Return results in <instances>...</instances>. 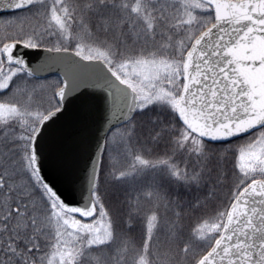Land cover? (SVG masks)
I'll list each match as a JSON object with an SVG mask.
<instances>
[{
    "label": "snow or ice",
    "instance_id": "snow-or-ice-1",
    "mask_svg": "<svg viewBox=\"0 0 264 264\" xmlns=\"http://www.w3.org/2000/svg\"><path fill=\"white\" fill-rule=\"evenodd\" d=\"M0 12V264H264V0Z\"/></svg>",
    "mask_w": 264,
    "mask_h": 264
},
{
    "label": "water",
    "instance_id": "water-1",
    "mask_svg": "<svg viewBox=\"0 0 264 264\" xmlns=\"http://www.w3.org/2000/svg\"><path fill=\"white\" fill-rule=\"evenodd\" d=\"M0 13H2V12H0ZM91 131H92V134L95 136H99L103 132V128L100 127L99 117H97L96 121L92 124ZM48 174L53 179L56 178L55 172L52 169H48Z\"/></svg>",
    "mask_w": 264,
    "mask_h": 264
}]
</instances>
